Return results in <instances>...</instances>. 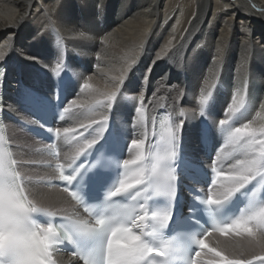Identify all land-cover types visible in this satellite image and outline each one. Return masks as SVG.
Returning a JSON list of instances; mask_svg holds the SVG:
<instances>
[{
	"label": "bare ground",
	"instance_id": "1",
	"mask_svg": "<svg viewBox=\"0 0 264 264\" xmlns=\"http://www.w3.org/2000/svg\"><path fill=\"white\" fill-rule=\"evenodd\" d=\"M5 47V59L0 61L6 72V81L0 86V124L24 177L25 194L50 210L71 211L70 198L55 178V167L60 163L67 168L65 157L76 141L65 139L62 131L55 148L50 149L52 138L41 133H50L47 129L55 127L83 131L80 122L88 123V116L94 115L89 109L95 107L97 99L106 103L104 94L115 90L122 76L109 127L118 132L117 116L130 124L120 134L125 149L121 157L135 158L136 149L126 151L132 135L147 133L146 156L149 146L155 149L159 136L154 133L161 132V116L171 124L184 122L183 154L195 158L199 165L195 176L204 187L211 183L206 177L211 175L210 169L204 164L215 159L214 153L227 138L226 134L219 135V121H228L224 128L243 123L257 129L264 126V114L253 105L255 95H245L264 89V0H0V50ZM85 81L90 88H83ZM58 83V100L52 101ZM248 87L250 92H244ZM26 88L48 97L49 102L40 103L26 95ZM202 90L213 93L203 117L199 101ZM233 98L237 102L243 98L240 112H228L235 107ZM73 100L77 103L63 113ZM134 107L144 110L140 123ZM38 108L51 126L46 127L39 119ZM181 109L184 116L179 115ZM59 112L64 119L59 118ZM190 121L192 124H187ZM202 126L209 130L203 140L196 135ZM98 131V125L93 124L85 135L91 138ZM150 162L151 157L142 163ZM233 162V157L225 158L224 167ZM179 171L181 193L188 199L184 186L192 187L190 175L183 165ZM225 175L223 172L221 178ZM223 239L218 234L209 236L208 248ZM54 259L58 264H79L61 251ZM197 259L199 264H207L218 258L206 248Z\"/></svg>",
	"mask_w": 264,
	"mask_h": 264
},
{
	"label": "snow or ice",
	"instance_id": "2",
	"mask_svg": "<svg viewBox=\"0 0 264 264\" xmlns=\"http://www.w3.org/2000/svg\"><path fill=\"white\" fill-rule=\"evenodd\" d=\"M10 40L11 37L6 41V45ZM6 50V47L0 50V61L5 59ZM57 75L59 76V73ZM80 78L82 76L75 80L79 81ZM5 79L6 72L0 65V86ZM91 79L92 77H89V80ZM120 84H123V76L120 78V83L115 86V90L104 94L106 103L99 99L95 101V107L89 109L94 115L88 116V123L80 122L79 127L83 131L77 128L47 129L50 133L54 132L56 137H60L63 131L65 139L70 142L76 141L71 153L65 157L69 161L66 167L70 171L66 173L65 165L60 163L55 167L58 172V177L55 178L65 182L66 186L61 191L70 198L71 211L62 208L50 210L39 200L29 199L26 194L20 197L22 200L26 199L33 209L29 213L34 222L30 227L35 232L34 246L20 264H56L54 254L62 250L70 252L79 264H92L89 257L82 255L77 248L81 238L100 242L102 264H199L197 258L206 248L218 258L209 260L207 264H256V262L264 264V216L260 214L264 209V195H261V189L264 188V126L257 129L253 128L251 123H243L241 126L224 128L228 121L225 119L219 121L221 126L219 135L226 134L227 138L223 142V147L219 146L214 153L215 159L204 164L210 169L211 174H215L214 178L212 175L210 177L211 187H204L196 178L195 173L199 171V165L195 158L183 154L184 122L171 124L167 119L162 121L160 123L162 131L154 133L159 136V143L155 149L149 146L148 156L144 153L147 133L143 136L132 135L128 140L126 151L136 149L137 154L134 159H125L120 155L125 150L120 142V134L126 132L130 124L124 123L117 116L115 125L118 132L114 130L111 140L96 154L94 161L89 160L88 157L92 155L95 146L105 138V133L110 127L112 109L120 92ZM59 87L58 83L50 97L52 101L58 100ZM90 87L85 81L83 88ZM25 93L40 103L49 102L48 97L40 96L31 89L26 88ZM180 95L184 93L181 92ZM212 96L211 90L207 92L202 90L200 93L202 117L205 115V105L209 104ZM140 99L143 102V96ZM76 103L73 100L68 107L63 108V113H68ZM232 103L235 107L228 108V112H240L244 107L243 98L239 102L233 98ZM2 109L3 106L0 105V111ZM134 112L138 116L137 123L143 121V108L134 107ZM179 115L184 116L185 110L181 109ZM59 118L64 119L61 112ZM209 123L214 126L213 122L209 121ZM93 124L98 125L99 131L89 138L85 133ZM155 124L153 118V125ZM41 127L44 125L41 124ZM208 131L202 126L197 129L196 135L203 140L206 139ZM70 132L75 134L68 136ZM79 137H83V140ZM48 147L54 149L55 145ZM229 148L231 150L222 156ZM0 150L10 154L13 162L9 166L13 174L10 177L0 176V182L12 185L19 195L25 190L24 177L18 170L17 161L13 158V153L3 135H0ZM54 155L59 157V152H55ZM149 157H151L150 164H143L142 162ZM227 157H233L234 162L230 167L225 168L224 159ZM121 160L124 171L123 178H120L121 173H119L118 186L117 182L112 184L104 192L102 200L97 199L89 204L84 196L87 188L85 177L90 174L91 183L103 191L109 174L120 169ZM131 165L136 167H130ZM182 165L189 172L192 185L191 188L185 186L192 199V204L188 207V215H185L183 209L179 212L176 210L180 186L179 169ZM223 172L227 175L221 178ZM253 181L256 183L253 184ZM257 184L260 186L257 187ZM118 188L122 190L117 193ZM197 188L202 190V194L197 195ZM130 189L135 191L130 192ZM245 190H247L246 194ZM238 194H244L245 206L238 214L225 216L228 206ZM119 197L122 199H117ZM199 212L207 214L210 226L208 228L200 226L199 233L192 236V251L186 257L182 256L183 241L191 236L188 226L192 223L199 224L197 216ZM37 213L46 214L51 218L59 216L63 222L55 225L51 221L41 223L33 215ZM115 227L119 228V232L113 237L112 230ZM121 233L127 234L129 239L127 247H119L117 244ZM213 234L225 239L218 240L216 247L208 248L205 241ZM61 245H71V248L60 249ZM0 264H16L10 249L6 248L0 253Z\"/></svg>",
	"mask_w": 264,
	"mask_h": 264
},
{
	"label": "clouds",
	"instance_id": "3",
	"mask_svg": "<svg viewBox=\"0 0 264 264\" xmlns=\"http://www.w3.org/2000/svg\"><path fill=\"white\" fill-rule=\"evenodd\" d=\"M12 163L10 154L0 150V176L10 177L13 174L9 167ZM121 190L122 188H118L116 192ZM26 191L25 188L24 192L17 195L12 185L0 182V253L6 248L10 249L16 264H20L24 260L35 243V232L30 227L34 222L29 215L33 209L28 205L26 199L20 198L25 195ZM260 214L264 216V209ZM118 232V227L113 228V237H116ZM128 243L127 234L121 233L120 239L117 241L118 246L127 247Z\"/></svg>",
	"mask_w": 264,
	"mask_h": 264
},
{
	"label": "rangeland",
	"instance_id": "4",
	"mask_svg": "<svg viewBox=\"0 0 264 264\" xmlns=\"http://www.w3.org/2000/svg\"><path fill=\"white\" fill-rule=\"evenodd\" d=\"M249 86V85H248ZM251 87V86H250ZM250 87H248L247 88V90L245 91L244 90V92H247L248 93V91L250 92V90H249V88ZM257 88V87H256ZM256 91H254V89H253V91L252 92H250V93H248V94H246L245 93V95L246 96H248V97H250L251 96V93L253 94V95H255V99H254V103H253V105L254 106H256L257 108H255V109H257L258 111L257 112H259V113H261V114H264V107H262V105H264V89L262 88V89H255ZM247 97V98H248ZM258 103V104H257ZM257 104V105H256ZM38 109H41V108H38Z\"/></svg>",
	"mask_w": 264,
	"mask_h": 264
}]
</instances>
